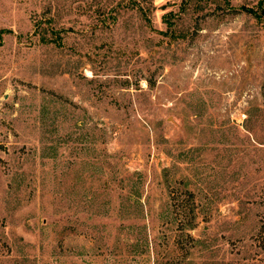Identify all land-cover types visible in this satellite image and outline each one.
I'll return each mask as SVG.
<instances>
[{
    "label": "rangeland",
    "instance_id": "obj_1",
    "mask_svg": "<svg viewBox=\"0 0 264 264\" xmlns=\"http://www.w3.org/2000/svg\"><path fill=\"white\" fill-rule=\"evenodd\" d=\"M128 1L0 0V264H264L259 0Z\"/></svg>",
    "mask_w": 264,
    "mask_h": 264
},
{
    "label": "trees",
    "instance_id": "obj_2",
    "mask_svg": "<svg viewBox=\"0 0 264 264\" xmlns=\"http://www.w3.org/2000/svg\"><path fill=\"white\" fill-rule=\"evenodd\" d=\"M189 1L190 0H182V7H186V5H187V3ZM125 4H126V7H131V8L137 9L141 13V15L145 19V21L148 24H150V19H149L148 15H147L146 9L143 8V6H141L140 4H138L137 1L129 0L128 3H125ZM224 5L227 7V9L229 11H232V12L244 11V12L252 14L256 18L260 17V14H259L257 9H259L261 12H264V0H259L258 1L257 9H254L252 7H248V6H245V5H240V6L236 7V6H233L231 4L230 0H224ZM183 10H184V8H183ZM173 17H175V15L171 11H168V12L164 13L163 16H162L163 21L166 23L167 28L169 30H171V32L174 31V28H173L174 23H173V21L171 19ZM63 31H65V29L56 30L54 28H51L50 29L51 36L50 37H42V40H43V42H51V43H54L56 46H61L63 37L60 34V32H63ZM171 34H173V33H171ZM162 259L164 260L163 262H162ZM165 263L168 264V261L166 260L165 257H163V256L160 257L158 254L155 256L154 264H165Z\"/></svg>",
    "mask_w": 264,
    "mask_h": 264
}]
</instances>
